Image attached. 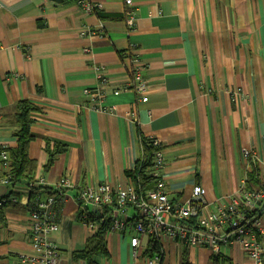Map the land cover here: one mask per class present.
Masks as SVG:
<instances>
[{
    "label": "crops",
    "instance_id": "0c3cea01",
    "mask_svg": "<svg viewBox=\"0 0 264 264\" xmlns=\"http://www.w3.org/2000/svg\"><path fill=\"white\" fill-rule=\"evenodd\" d=\"M78 1L0 0V157L6 153L8 164L9 151L19 146L12 121L18 104L30 102L39 109L31 116L28 155L37 162L31 176L46 187L33 194L39 186L28 189L32 179L3 184L7 167L0 158V199L12 200L0 229V264H29L28 217L65 178L72 188L53 208L51 235L60 264H88L74 254L100 230L106 210L109 224L118 216L113 207L95 211L79 202V194L102 185L114 193L133 189L126 173L142 157V139L160 141V176L170 200L184 204L196 186L206 191L205 217L233 199L249 215L245 187L253 186L255 171L264 179V0H89L101 5L89 14ZM135 59L142 61L144 92L123 91ZM87 90L101 92L100 101L90 102ZM247 148L250 158L242 155ZM257 208L256 238L264 248V202ZM137 219L130 209L125 227H110L98 264H181L184 246L165 237L157 238L156 256L147 253L154 237L141 236L134 257ZM187 250L190 264H255L235 240L219 252Z\"/></svg>",
    "mask_w": 264,
    "mask_h": 264
},
{
    "label": "built area",
    "instance_id": "2783aa9c",
    "mask_svg": "<svg viewBox=\"0 0 264 264\" xmlns=\"http://www.w3.org/2000/svg\"><path fill=\"white\" fill-rule=\"evenodd\" d=\"M125 3L131 5L132 0H125ZM78 4L87 14L99 10L101 7L100 4L92 3L89 0H79ZM128 23L129 25L133 24L131 14ZM133 63V80L123 88V91L132 89L136 92H144L147 85L142 74V61L135 59ZM96 67L98 68L99 65ZM107 80V77L103 78L106 83ZM118 94L120 92L115 93V95ZM85 95L92 103L100 101L102 97L101 92L92 93L88 90ZM159 144V140H153L154 146H159ZM252 154L251 149L242 150L244 158H250ZM0 158L7 167L6 153H3ZM155 163V168L158 170L162 168L163 159L160 152L155 154ZM30 178L32 181L27 185L28 189H33L36 184L44 185L43 179L37 181L34 176ZM1 182L5 185L8 184L6 179ZM70 188H72L70 181L67 178L62 179L57 188L58 194L50 195L44 201H36L35 207L28 217L33 254L27 256L25 262L29 264H60L62 254L51 235L57 230V225L52 222L51 216L54 206L60 203L64 195L62 192ZM205 195L206 191L201 186H196L187 203H176L168 198L165 183L160 180L156 189L144 196H135L134 190L130 188L114 193L110 186L102 185L97 190L91 189L79 194L78 201L92 206L95 211L104 207H113L114 213L118 217L111 218L112 231H120L123 226L125 227L128 210L132 209L138 213V219L134 226L136 235L130 239L135 258L139 254L140 237L148 235L176 240L186 244L189 248H211L216 252H219L222 245L235 240L241 243L244 251L255 264H264V248L256 238L262 212L260 208H257V205L264 202V179L262 190L244 194L251 212L247 216L240 213L239 200L233 199L220 207L217 214L205 217L202 213L206 202ZM85 219V223L90 229L96 227V222L90 216ZM219 228L227 230L226 234L219 235L217 232ZM150 264L156 263L150 261Z\"/></svg>",
    "mask_w": 264,
    "mask_h": 264
},
{
    "label": "trees",
    "instance_id": "16d2710c",
    "mask_svg": "<svg viewBox=\"0 0 264 264\" xmlns=\"http://www.w3.org/2000/svg\"><path fill=\"white\" fill-rule=\"evenodd\" d=\"M39 109L28 101H21L18 104L17 114L12 121V124L16 126L14 132L15 137L18 140V147L11 149L9 151L10 160L7 164V168H3L1 177L2 179L8 180L11 187L18 186L20 184L29 183L31 175L37 171V162L29 158L28 146L33 141L30 135V128L32 125V114L38 112ZM142 157L137 162L135 170L127 172V177L132 184V188L135 192V196H144L149 192L156 189L157 183L161 180L160 169L155 168V154L160 150L159 147L153 145V139H142ZM54 157L51 154L48 164L45 170L51 167ZM252 162V161H251ZM253 163V162H252ZM2 164V163H1ZM3 165V164H2ZM28 179V180H27ZM253 186L247 185L245 191L248 193L258 192L263 188V181L258 177L255 171L250 176ZM46 187L39 186L33 194H38L39 191H45ZM54 194H58L59 191ZM64 193V191L62 192ZM0 229L6 227V211L7 207L12 202L11 197H4L0 199ZM107 211V220L101 224L100 230L92 236L87 242L86 248L83 252L75 253L74 257L77 259H85L88 264H98L97 258L101 255L107 254V242L105 240V235L111 227L110 222V212ZM185 250L182 254L181 264H190L188 261L187 248L188 246L181 243ZM160 242L157 238H152L150 240L149 248L147 253L156 256H160ZM215 261H218V257H215ZM232 264V263H229Z\"/></svg>",
    "mask_w": 264,
    "mask_h": 264
},
{
    "label": "rangeland",
    "instance_id": "374dc122",
    "mask_svg": "<svg viewBox=\"0 0 264 264\" xmlns=\"http://www.w3.org/2000/svg\"><path fill=\"white\" fill-rule=\"evenodd\" d=\"M251 156H252V155H251ZM122 191H124V190H122ZM122 191H121V192H122ZM247 193H248V192H247Z\"/></svg>",
    "mask_w": 264,
    "mask_h": 264
}]
</instances>
